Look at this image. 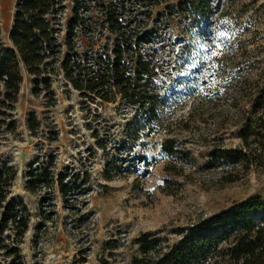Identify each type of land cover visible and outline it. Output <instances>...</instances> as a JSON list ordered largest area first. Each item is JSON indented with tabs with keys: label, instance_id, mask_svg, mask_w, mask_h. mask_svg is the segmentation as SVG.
Segmentation results:
<instances>
[{
	"label": "rangeland",
	"instance_id": "1",
	"mask_svg": "<svg viewBox=\"0 0 264 264\" xmlns=\"http://www.w3.org/2000/svg\"><path fill=\"white\" fill-rule=\"evenodd\" d=\"M17 1L0 0V41L9 47ZM80 3L87 16L76 40L82 54L114 44L106 22L111 9L139 26L135 45L153 70L158 116L149 120L120 97H83L60 71L50 85H37L20 62L17 101L12 110L0 108V166L16 171L8 199L22 200L30 218L20 259L5 247L12 246L10 231L0 235V264H100L99 257L160 264L187 226L250 198L264 201V162L243 172L211 156L213 145L239 142L229 117L241 81L264 84V0ZM65 6L62 41L73 0ZM167 138L175 152L162 150ZM44 169L54 179L78 174L80 187L65 197L56 183L29 191L30 172ZM250 218L264 223V213ZM143 233L154 239L146 255L137 241Z\"/></svg>",
	"mask_w": 264,
	"mask_h": 264
},
{
	"label": "trees",
	"instance_id": "2",
	"mask_svg": "<svg viewBox=\"0 0 264 264\" xmlns=\"http://www.w3.org/2000/svg\"><path fill=\"white\" fill-rule=\"evenodd\" d=\"M121 1L152 7L162 0ZM208 2L204 0L205 7ZM65 9V0L17 1L10 36L12 47L0 41V108L13 109L19 91L20 62H23L37 85H50V76L60 71L81 96L106 102H115L120 97L149 120L156 119L160 96L151 84L153 70L135 45L140 38L136 30L139 26L131 27L127 18L111 9L106 22L114 44L111 48L103 46L99 52L82 54L76 40L81 35V27L87 28V16L81 10L80 0H73L62 41ZM206 10L203 8L204 13ZM248 81L247 77L241 81L237 96L234 94L230 102L231 108H236L229 120L233 119L232 123L239 128L238 144L235 148L211 147L213 159L223 158L230 169L243 172L264 162V84L251 88ZM239 97H246L247 103L241 105ZM162 150L175 152L174 139H165ZM15 175L12 167L0 166V235L10 231L6 238L11 239L12 246L5 247L9 255L20 259L19 245L28 229L30 214L22 200L8 199ZM232 177L229 172L227 181H233ZM28 178L26 187L32 192L51 188L56 183L59 193L65 197L80 187L78 174H73L70 180H65L64 176L54 179L51 172L44 169L30 172ZM254 211L264 213V201L250 198L210 219L187 226L178 246L165 252L160 264H264V223L251 220L250 214ZM151 237L143 233L137 240L145 255L154 242ZM98 260L100 264H109L103 257Z\"/></svg>",
	"mask_w": 264,
	"mask_h": 264
},
{
	"label": "built area",
	"instance_id": "3",
	"mask_svg": "<svg viewBox=\"0 0 264 264\" xmlns=\"http://www.w3.org/2000/svg\"><path fill=\"white\" fill-rule=\"evenodd\" d=\"M50 264H52V263H50Z\"/></svg>",
	"mask_w": 264,
	"mask_h": 264
}]
</instances>
